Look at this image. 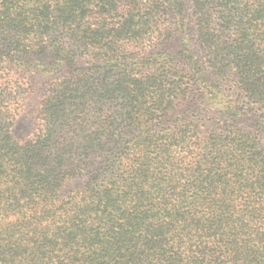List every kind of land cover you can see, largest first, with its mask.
<instances>
[{"label": "trees", "instance_id": "16d2710c", "mask_svg": "<svg viewBox=\"0 0 264 264\" xmlns=\"http://www.w3.org/2000/svg\"><path fill=\"white\" fill-rule=\"evenodd\" d=\"M0 264H264V0H0Z\"/></svg>", "mask_w": 264, "mask_h": 264}, {"label": "rangeland", "instance_id": "374dc122", "mask_svg": "<svg viewBox=\"0 0 264 264\" xmlns=\"http://www.w3.org/2000/svg\"><path fill=\"white\" fill-rule=\"evenodd\" d=\"M154 44L156 47H166L164 44L159 45V42ZM151 47L153 48V46ZM23 81L25 82L24 86L26 88L25 98L15 116V121L11 130L12 134L19 139L24 138L33 129L37 119L40 97L43 93V78L38 73H25ZM81 183L82 179L79 177L67 181L62 186L60 194L63 196L67 195L69 192L80 186Z\"/></svg>", "mask_w": 264, "mask_h": 264}]
</instances>
